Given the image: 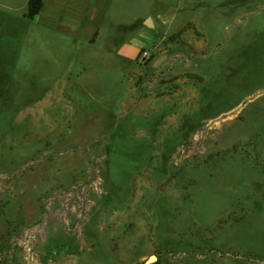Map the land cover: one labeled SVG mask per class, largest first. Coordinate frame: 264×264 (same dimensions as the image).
Masks as SVG:
<instances>
[{"label": "rangeland", "instance_id": "1", "mask_svg": "<svg viewBox=\"0 0 264 264\" xmlns=\"http://www.w3.org/2000/svg\"><path fill=\"white\" fill-rule=\"evenodd\" d=\"M27 1L0 0V264H264V0H140L201 29L127 62Z\"/></svg>", "mask_w": 264, "mask_h": 264}, {"label": "crops", "instance_id": "2", "mask_svg": "<svg viewBox=\"0 0 264 264\" xmlns=\"http://www.w3.org/2000/svg\"><path fill=\"white\" fill-rule=\"evenodd\" d=\"M141 2L140 0H44L43 7L36 17H39V23L46 36L51 37L60 33L69 35L78 47L86 50V53L96 54L97 51H103L108 57L123 62L135 59L133 55L135 51L153 47L158 43L160 36L154 31L156 20L159 22L162 20L164 26L160 24V27H169V31L165 33L168 35L176 34L190 23L201 29L200 18L184 15L179 18L176 15L169 19H161V13L152 15ZM28 3L29 0L27 9ZM110 22H115V25ZM123 30L126 32L124 38L120 37Z\"/></svg>", "mask_w": 264, "mask_h": 264}, {"label": "trees", "instance_id": "3", "mask_svg": "<svg viewBox=\"0 0 264 264\" xmlns=\"http://www.w3.org/2000/svg\"><path fill=\"white\" fill-rule=\"evenodd\" d=\"M44 0H29L26 17L28 19L35 18L43 7Z\"/></svg>", "mask_w": 264, "mask_h": 264}, {"label": "built area", "instance_id": "4", "mask_svg": "<svg viewBox=\"0 0 264 264\" xmlns=\"http://www.w3.org/2000/svg\"><path fill=\"white\" fill-rule=\"evenodd\" d=\"M148 57V52L147 51H144L143 53H142V58H147Z\"/></svg>", "mask_w": 264, "mask_h": 264}, {"label": "bare ground", "instance_id": "5", "mask_svg": "<svg viewBox=\"0 0 264 264\" xmlns=\"http://www.w3.org/2000/svg\"><path fill=\"white\" fill-rule=\"evenodd\" d=\"M153 260H154V258L152 257V258H151V261H153Z\"/></svg>", "mask_w": 264, "mask_h": 264}]
</instances>
